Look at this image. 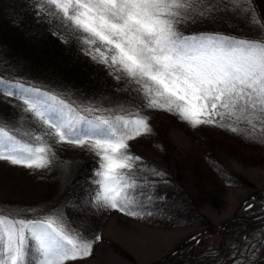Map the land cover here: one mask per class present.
<instances>
[{
  "label": "snow or ice",
  "instance_id": "snow-or-ice-1",
  "mask_svg": "<svg viewBox=\"0 0 264 264\" xmlns=\"http://www.w3.org/2000/svg\"><path fill=\"white\" fill-rule=\"evenodd\" d=\"M37 3L54 6L57 18L85 47V55L104 65L110 75L118 73L115 79L124 81V91L131 90L145 102L143 108L133 112L135 105L112 102L108 97L77 100L59 90H44L42 85L26 78L0 79V94L18 98L24 111L54 130L51 135L101 158L99 167L103 171L96 172L97 177L103 178L98 181L103 192L98 197L100 207L130 216L139 214L128 210L122 202L120 197L126 188L119 178L120 170H131L134 163H142L141 157L130 152L127 141L151 132L147 117L141 114L144 110H166L193 127H224L225 118L232 117L246 125L247 131L240 133L231 122L228 129L243 134L245 139H252L256 124H264V42L182 31L214 18L218 11L246 17L251 23L257 15L253 0H223L222 8L215 3L205 8L193 0ZM40 11L37 8V15ZM116 112L122 114L115 115ZM125 112L135 118L125 119ZM33 139L39 143L41 137ZM259 139H264V134ZM0 149L9 150H0V159L13 165L43 168L51 163L50 150L44 146L26 147L23 151L27 155L22 154L15 136L3 126ZM152 173L161 175L156 169ZM123 199L127 200V196ZM61 220L44 222L37 217L25 222L0 215V248L4 250L0 264H64L91 255L92 243L70 238L60 226ZM99 239L98 235L94 237L95 241ZM250 250L254 251V247ZM233 264L244 262L234 260Z\"/></svg>",
  "mask_w": 264,
  "mask_h": 264
},
{
  "label": "trees",
  "instance_id": "trees-1",
  "mask_svg": "<svg viewBox=\"0 0 264 264\" xmlns=\"http://www.w3.org/2000/svg\"><path fill=\"white\" fill-rule=\"evenodd\" d=\"M193 2L205 8L210 3H215L218 8L224 6L223 0ZM253 5L257 15L251 23H243L236 18L228 19L225 11H218L214 18L188 26L182 31L185 34L219 33L238 40L264 42V0H253ZM37 8L41 10L39 15ZM55 12L54 6L38 4L37 0H0V79L26 78L42 85L44 90L54 93L59 90L77 100L108 97L112 102L135 105L131 110L133 112L143 108L145 102L134 96L131 90L124 91V81L115 79L118 73L110 75L109 69L85 55V47L69 33ZM101 50L104 51L103 47ZM11 98L0 94V126L15 136L17 148L24 155H27L23 151L26 147L48 148L51 163L38 168L33 175L44 185L41 196L22 200L0 199V215L9 219H23L25 222L37 217L44 222L62 218L59 223L66 234L81 243L91 242L93 250L94 237L99 236L101 226L111 210L98 204V197L103 193L98 187L102 177L96 176V172H101L97 155L70 144L65 148L58 147L55 137L43 134V125L23 110L25 106L20 100ZM5 100L8 102L5 103ZM123 114L125 119L135 118L127 112ZM141 114L147 117L151 128L150 133H144V139L156 149L158 158L136 143L127 141L130 152L141 157L142 163H134L131 170H120L119 179L126 188L120 197L122 202L128 210L139 213L137 216L151 225L173 227L196 223L210 227L209 236L208 231H204L209 237L207 240H201L204 232L198 233L196 235L200 237L196 236L192 248L188 249L187 244L193 236L150 264H218L222 253L235 254L239 251L240 241L244 240L243 244L249 245L248 231L254 232L260 227L264 229V205H261L264 190H257L251 207L244 210L247 212L236 214L222 224H212L200 211L199 204L201 201H209L220 206L223 203L221 192L225 185L247 183L245 177L226 162L222 151L243 161L263 162L264 157L258 150L264 149V139H259L264 134V124H256L252 130V139H245L243 134L228 129L227 124L231 122L240 133L247 131L246 125L232 117L225 118L224 127L216 124L193 127L178 115L163 109H146ZM162 115L193 136L197 142L209 146V156L195 157L189 161L196 194L184 183L186 166L174 154L176 144L168 136V125L160 119ZM33 137H41L40 142L37 143ZM153 169L159 170L161 175H153ZM125 195L127 200L123 199ZM157 196L165 199H157ZM258 244V254L264 256V235ZM118 248L123 254H129L121 246ZM3 253L4 250L0 248V256Z\"/></svg>",
  "mask_w": 264,
  "mask_h": 264
},
{
  "label": "rangeland",
  "instance_id": "rangeland-1",
  "mask_svg": "<svg viewBox=\"0 0 264 264\" xmlns=\"http://www.w3.org/2000/svg\"><path fill=\"white\" fill-rule=\"evenodd\" d=\"M241 6L243 7L242 4ZM225 14L228 19L233 20L236 18L243 23H249L246 17L233 15L231 12L226 11ZM249 26L251 27L250 24ZM11 99L19 100L13 97ZM160 119L164 124L168 125V136L176 144L174 149L175 156L179 157L185 163L184 183L193 194H196L197 189L193 183L192 174L188 167L189 161L191 158L209 156V146L204 142H197L189 133L172 124L166 116L162 115ZM204 125L209 126V124ZM52 132L54 130L48 129L47 126L42 127L43 134L55 137L58 147L65 148L69 145L66 142H60L58 137L50 134ZM144 137L145 134L142 133L140 136L129 141L143 147L157 159L156 149L147 143ZM258 151L264 157V149H259ZM222 154L226 162L236 172L241 173L245 177L247 183L225 185L224 190L221 192L223 203L220 206H215L209 201H201L199 204L200 211L215 225L222 224V222L227 220L229 221L230 217L236 214L247 212L244 210L248 209V205H251L254 201V195L257 190H264V164L243 161L225 151H222ZM98 159L101 162V158L98 157ZM37 169V167L28 168L23 165H13L7 160L0 159V199L22 200L41 196L44 191V185L33 176L38 171ZM102 171L103 169H101ZM261 205H264V198L261 199ZM208 228L210 227H207L205 224L196 223L173 227L155 226L148 224L137 215L130 216L118 210L111 209L108 217L101 226L100 239L95 241L91 255L77 259L72 263L65 261L64 264H150L166 256L167 253L171 252L185 239L192 236L196 237V234L203 233L206 230L208 231ZM248 232L249 237L247 242L250 244H243L244 240L240 241L239 245H241V248L239 251L235 254L226 252L223 255L222 253L221 261L219 260L218 264H233L234 260H242L244 264H255V262L257 264L264 263V256L258 254V243L260 237L264 235V229L260 227L254 232ZM205 234V232L201 234V240H207L209 238V231L208 236ZM197 237H200V235ZM195 240H190L187 244L188 249L192 248L191 245L194 244ZM118 246L124 248L129 254H123ZM253 247L254 251H251L250 248ZM200 249H202V246L199 247Z\"/></svg>",
  "mask_w": 264,
  "mask_h": 264
},
{
  "label": "bare ground",
  "instance_id": "bare-ground-1",
  "mask_svg": "<svg viewBox=\"0 0 264 264\" xmlns=\"http://www.w3.org/2000/svg\"><path fill=\"white\" fill-rule=\"evenodd\" d=\"M258 164H264V161H263V162H261V163H258ZM258 164H256V165H258Z\"/></svg>",
  "mask_w": 264,
  "mask_h": 264
}]
</instances>
